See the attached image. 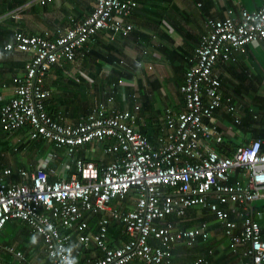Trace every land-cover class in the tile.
I'll list each match as a JSON object with an SVG mask.
<instances>
[{
	"label": "built area",
	"instance_id": "2783aa9c",
	"mask_svg": "<svg viewBox=\"0 0 264 264\" xmlns=\"http://www.w3.org/2000/svg\"><path fill=\"white\" fill-rule=\"evenodd\" d=\"M138 5V0H95L90 14L82 20L72 18L70 27L58 28L53 35L17 30L5 45L8 51L31 53L32 59L25 74L14 78L13 97L0 106L2 129L10 133L26 128L28 139H47L59 151L30 167L0 165V236L7 222L16 218L42 237L51 264H175L172 252L177 246L193 248L210 240L207 220L188 225L192 211H209L223 229L229 250L239 256L241 250L246 257H241L242 264H264V234L251 206L264 199V140L251 139L231 154L215 147L224 148L225 134L215 121L216 113L224 109L236 124L243 117L233 96L222 91L215 67L220 61L236 60L246 44L264 42V0L255 10L236 13L228 8L224 18H206L196 63L180 87L185 108L166 110L167 131L157 146L138 129V104L117 109L98 102L74 125L47 110L44 79L49 68L84 56L86 44L101 30L111 40L133 30L134 24L126 19ZM107 100L113 102L114 97ZM255 118L264 120V112ZM105 140L109 142L104 152L113 156L111 161L96 163L77 156L81 147ZM209 140L215 143L206 145ZM49 162L58 165L49 167ZM131 189L137 196L132 209L121 213L109 205ZM104 210L122 219L128 241L108 245ZM93 218L97 229L89 231ZM83 248L91 255L75 260ZM215 253L210 249L208 256L200 254L187 264H212ZM0 264L37 263L15 245L0 242Z\"/></svg>",
	"mask_w": 264,
	"mask_h": 264
},
{
	"label": "crops",
	"instance_id": "0c3cea01",
	"mask_svg": "<svg viewBox=\"0 0 264 264\" xmlns=\"http://www.w3.org/2000/svg\"><path fill=\"white\" fill-rule=\"evenodd\" d=\"M261 3L262 0H139V7L126 19L135 25L133 31L117 33L111 40L107 31L101 30L86 44L84 56L49 68L44 79L48 112L61 122L76 124L98 102H106L107 107L117 109H132L138 104V129L157 146L159 137L167 131L166 110L171 108L180 112L185 108L180 87L185 81L186 70L195 63L194 51L204 32L206 18H224L228 8L236 13L243 9L255 10ZM94 5L95 0H48L43 4L39 0H0V106L13 97V80L25 74L26 64L32 59L29 52L5 49L13 33L20 30L27 34L50 32L53 35L58 28L70 27L72 18L84 19ZM215 73L222 81L224 94L233 96L243 114L241 123L236 124L224 109L216 113L215 121L225 133L223 149L233 152L237 145L246 144L251 139L264 140V120L255 118L264 112V42L245 45L236 60L218 62ZM111 95L113 102L107 100ZM17 132L20 133L17 137H24L23 133L28 137L26 128ZM16 142L17 138L12 139L0 123V165L30 167L40 160L23 157L26 149L14 152ZM214 143L211 140L205 142L206 145ZM106 145L108 142L91 143L81 148L79 155L96 163L109 162L113 156L104 152ZM215 147L219 151L222 149L221 144ZM51 151L48 154L58 152L55 147ZM7 156H12L15 164L8 163ZM19 159L22 163H17ZM232 181L235 182V178ZM135 198L116 199L114 204L122 211H128L135 206ZM251 206L254 218L264 231V200ZM189 218L190 226L202 220L209 222L211 238L205 242H211L213 247L204 255L208 256L210 249L216 252L212 264H242L241 257L246 260L241 250L240 256L229 250L228 239L221 238L223 229L209 211H192ZM96 229V221H91L89 231ZM33 235L24 221L14 218L5 225L0 242L13 244L27 252V260L31 262L51 264L43 243V250L40 246L37 248L35 243L38 240L31 238ZM108 238L112 246L128 240L122 224L113 218ZM195 248L190 250L180 245L173 249L175 264H187L204 253V246ZM4 257L9 261L13 258L8 254ZM80 258L84 261L85 256L83 260L82 255Z\"/></svg>",
	"mask_w": 264,
	"mask_h": 264
},
{
	"label": "trees",
	"instance_id": "16d2710c",
	"mask_svg": "<svg viewBox=\"0 0 264 264\" xmlns=\"http://www.w3.org/2000/svg\"><path fill=\"white\" fill-rule=\"evenodd\" d=\"M138 3H139V0H138ZM95 6V5H94ZM139 7V5L136 7V8H134L133 9V12L137 9ZM132 12V13H133ZM129 17V16H128ZM127 17V18H128ZM82 20V19H81ZM129 22V21H128ZM131 23V22H130ZM135 29V25H134V28H133V30ZM133 30H131V31H133ZM52 37H54V36H52ZM85 49V48H84ZM196 49V48H195ZM195 52V51H194ZM240 52V51H239ZM239 52H237L236 54H235V57L237 58V55H238V53ZM62 62H64V61H62ZM67 62H69V61H67ZM61 63V62H60ZM195 63H196V59H195ZM194 63V64H195ZM193 64V65H194ZM193 65H191L189 68H191ZM188 68V69H189ZM187 69V70H188ZM186 70V71H187ZM96 105V104H95ZM89 115V114H88ZM88 115L87 116H85V117H83L82 119H86L87 117H88ZM82 119H80L78 122H80ZM77 122V123H78ZM76 123V124H77ZM74 125V124H73ZM17 131H19V129L18 130H15L14 132H10V136H11V138L12 139H14L15 140V137L17 138V142H16V148H14V152L15 151H21V150H23V149H26V151H23V152H25L24 154H25V156H23V157H29L28 159H34V158H37V159H47L48 157H49V154L48 153H50V152H52L51 151V149H53V147H55V145H54V143L53 142H51V141H49V140H47V139H42V138H40V139H37L36 141H33V140H30V139H28V137H25L26 136V134H24L23 133V135H24V137H25V140H24V137H17V135H20V133L19 132H17ZM21 131V130H20ZM6 133H9V132H6ZM28 136V135H27ZM11 140V139H10ZM10 140H9V142H10ZM105 142H109L108 140H105ZM89 144H91V143H89ZM89 144H87V145H85V146H83L84 148L86 147V146H88ZM83 147H81V148H83ZM37 148H38V150H37ZM80 148V149H81ZM55 149H57L56 147H55ZM34 150H35V153H34ZM221 151H220V153H222V154H231V152L230 151H227L226 149H220ZM235 150V149H234ZM33 151V152H32ZM57 151H59V150H57ZM79 151L77 152V156H80L79 155ZM81 155H83L82 153H81ZM0 157H2V155H0ZM8 157V158H7ZM7 157H5V159H7V161H8V163H12V164H15V163H13L14 161H13V158H12V156H7ZM82 157H84V156H82ZM85 159H87L86 157H84ZM10 160V161H9ZM20 160V161H19ZM18 161H17V163H20L21 162V159H19ZM67 160V159H66ZM36 162V161H35ZM22 163V162H21ZM37 164V163H36ZM35 164V165H36ZM55 165V163L53 162V164H52V162H49V167H51V166H54ZM74 170V169H73ZM55 179H57L56 177H51V180H55ZM134 196H135V192L133 191V192H131L130 194H129V198L130 199H132V198H134ZM19 220H21V219H19ZM92 222H95V219L93 218L92 219ZM8 223V222H7ZM120 231H121V229H120ZM122 233V232H121ZM121 233H120V235H121ZM110 235H111V233H110ZM119 235V236H120ZM124 236V235H123ZM36 240H38V241H36V246H37V248H39V246H40V249H41V245H42V243H43V240L42 239H39V237H38V239H36ZM211 242H205V243H201L200 244V246H204V248H205V250H204V253H201V254H205L206 252H207V249L208 248H211V247H213L211 244H210ZM72 244L74 245V248H73V250H75L76 249V245H78V243H77V240H76V236L74 235L73 236V238H72ZM44 249V248H43ZM43 249H41V250H43ZM190 250H196V248L195 247H193V248H189ZM40 250V251H41ZM90 250H88L87 248H83L82 249V251H81V253L80 254H77V256H76V254H75V256H74V259L75 260H79V258L81 257V255H82V260L84 259V256L86 257L87 255H89L90 254V252H89ZM98 251L99 250H96L95 252L98 254ZM91 255V254H90ZM99 255H100V251H99ZM200 255V254H199ZM224 257H225V255H224ZM81 259V258H80ZM47 260V259H46ZM49 263H50V261H49Z\"/></svg>",
	"mask_w": 264,
	"mask_h": 264
},
{
	"label": "bare ground",
	"instance_id": "6f19581e",
	"mask_svg": "<svg viewBox=\"0 0 264 264\" xmlns=\"http://www.w3.org/2000/svg\"><path fill=\"white\" fill-rule=\"evenodd\" d=\"M247 45V44H246ZM135 192V196H136V191L134 190V189H131L130 191H129V193H127L126 194V196L125 197H123V198H120V197H115V198H112L111 200H110V202H109V205H111L114 209H117L119 212H126V211H122L121 209H119L118 207H116L115 206V204H114V201L116 200V199H120V200H126L127 198H128V196H129V194L131 193V192ZM137 197V196H136ZM104 213L108 216V218H109V223H108V235H109V228H110V221H111V219L113 218V219H115V220H117L119 223H121L122 224V226H123V232L125 233V235L128 237V240L130 239V237L128 236V234H126V232H125V223L122 221V219L121 218H119V217H116L111 211H107V210H104ZM254 217V216H253ZM255 219V218H254ZM256 220V219H255ZM257 221V220H256ZM258 222V221H257ZM259 223V222H258ZM260 224V223H259ZM260 227H261V225H260ZM261 231L263 232V234H264V231L262 230V227H261ZM108 237V236H107ZM127 240V241H128ZM107 242H108V245L109 246H111V247H115V246H112V244L110 243V241H109V238L107 239Z\"/></svg>",
	"mask_w": 264,
	"mask_h": 264
},
{
	"label": "rangeland",
	"instance_id": "374dc122",
	"mask_svg": "<svg viewBox=\"0 0 264 264\" xmlns=\"http://www.w3.org/2000/svg\"><path fill=\"white\" fill-rule=\"evenodd\" d=\"M55 165H58V163H56ZM13 222H14V221H12V223H13ZM15 228H17V227H15ZM31 238H35V239H37L38 236H37L36 234H34ZM221 238L224 239L225 241H227V239H226V237H225L224 235H222ZM28 254H29V253H28Z\"/></svg>",
	"mask_w": 264,
	"mask_h": 264
},
{
	"label": "clouds",
	"instance_id": "9594fccd",
	"mask_svg": "<svg viewBox=\"0 0 264 264\" xmlns=\"http://www.w3.org/2000/svg\"><path fill=\"white\" fill-rule=\"evenodd\" d=\"M238 146V145H237ZM264 200V199H263Z\"/></svg>",
	"mask_w": 264,
	"mask_h": 264
}]
</instances>
